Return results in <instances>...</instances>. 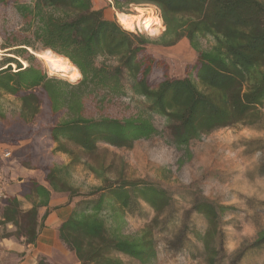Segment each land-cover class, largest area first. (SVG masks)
<instances>
[{
	"label": "trees",
	"instance_id": "trees-1",
	"mask_svg": "<svg viewBox=\"0 0 264 264\" xmlns=\"http://www.w3.org/2000/svg\"><path fill=\"white\" fill-rule=\"evenodd\" d=\"M110 2L122 15H128L123 9L130 6H154L165 30L157 39L129 32L117 19H107L93 0H0V6H10L22 22L21 30L1 46L0 145L13 148L7 160L39 171L48 186L36 178L25 180L19 195L38 203L22 211L15 198L8 199L2 224L11 223L14 236L33 244L38 208L47 207L51 191L65 193L73 210L61 224L59 237L80 264H123L119 255L147 264L156 256L151 228L124 236V211L142 201L160 214L170 203L168 195L153 185L123 179L103 180L100 187L81 195L69 185L70 172L96 157L100 145L129 150L135 142L158 135L149 116L104 115L110 103L126 97L127 84L145 100L147 111L165 120L177 149L255 117L264 108V0ZM182 39L196 53L192 62L177 64L150 50L173 47ZM206 39L212 42L205 48L201 41ZM44 50L68 60L80 80L70 83L49 76L34 55ZM5 97L19 103L13 116L4 110ZM58 154L69 162L53 165ZM86 166L101 177L97 169ZM259 187L240 189L257 194ZM198 207V214L213 226L202 238L196 234L212 263L217 254L211 247L217 211L205 202L194 210ZM109 210L108 224L103 215ZM263 243L264 231L254 245ZM39 264H44L43 258Z\"/></svg>",
	"mask_w": 264,
	"mask_h": 264
},
{
	"label": "rangeland",
	"instance_id": "rangeland-1",
	"mask_svg": "<svg viewBox=\"0 0 264 264\" xmlns=\"http://www.w3.org/2000/svg\"><path fill=\"white\" fill-rule=\"evenodd\" d=\"M93 4L95 8L101 5L105 9L106 18L118 20L110 0H93ZM123 12L139 17L135 30L139 29L151 39H157L165 30L163 24L159 31L145 26L148 18L160 15L154 6H130ZM21 28L22 22L11 7L0 6V59L4 55L1 46L5 38ZM211 42L206 39L201 44L206 48ZM150 50L177 64L196 59L186 39L170 48L153 46ZM36 58L48 73L43 62ZM126 88V97L110 103L104 115L114 118L149 116L158 135L135 142L129 150L100 145L97 156L85 163L101 172V177L91 173L86 164L79 165L70 172V187L82 195L100 187L103 180L123 179L163 190L170 203L160 214L138 201L123 215L121 233L124 236H137L151 228L156 256L147 264H264V243L254 245L258 234L264 231V108L244 124L214 130L192 141L186 149H177L170 141L165 120L147 111L145 100L129 91L128 84ZM3 103L10 116L19 109V103L12 98H3ZM12 150L10 147L5 152L11 154ZM52 162L63 166L69 158L58 154ZM23 169L26 171L19 175L23 179L29 178L24 176L28 171H34L31 176H42L39 171ZM256 184L260 185L257 194L240 189V186ZM204 202L217 211L216 233L211 244L217 254L212 263L208 262L210 255L202 239L196 238V234L202 238L213 229L198 214L200 208L194 210L195 205ZM111 216V210L103 215L108 224ZM117 257L123 264H141L125 256Z\"/></svg>",
	"mask_w": 264,
	"mask_h": 264
},
{
	"label": "crops",
	"instance_id": "crops-1",
	"mask_svg": "<svg viewBox=\"0 0 264 264\" xmlns=\"http://www.w3.org/2000/svg\"><path fill=\"white\" fill-rule=\"evenodd\" d=\"M96 9H103L106 15L101 5ZM7 150V146L0 145V264H39L41 258L44 259V264H80L59 237L61 224L73 210V203H69L67 194L51 191L47 207L38 208L39 227L33 244H27L23 237L14 236L16 229L11 223L2 224L8 199L15 198L22 211H28L38 203L33 197L26 200L19 195L21 184L27 180L19 175L26 169L17 161L4 158L3 154ZM31 172L34 173L28 171L24 176L36 178L48 188L43 182V176H31Z\"/></svg>",
	"mask_w": 264,
	"mask_h": 264
},
{
	"label": "bare ground",
	"instance_id": "bare-ground-1",
	"mask_svg": "<svg viewBox=\"0 0 264 264\" xmlns=\"http://www.w3.org/2000/svg\"><path fill=\"white\" fill-rule=\"evenodd\" d=\"M117 18L120 24L129 31L135 30L137 27L136 23L140 19L134 15H122L120 13H117ZM145 26L147 29L159 31L162 26V21L158 16H154L146 20ZM34 55L43 62L49 75L59 77L70 83H77L80 80L81 76L78 70L65 58H62L49 50L39 51ZM23 64L26 65L25 63Z\"/></svg>",
	"mask_w": 264,
	"mask_h": 264
},
{
	"label": "built area",
	"instance_id": "built-area-1",
	"mask_svg": "<svg viewBox=\"0 0 264 264\" xmlns=\"http://www.w3.org/2000/svg\"><path fill=\"white\" fill-rule=\"evenodd\" d=\"M136 31H138L139 33H143V32H141L139 29H137V30H133L134 33H135ZM3 156H4V158H9V157H10V153H9V152H5Z\"/></svg>",
	"mask_w": 264,
	"mask_h": 264
}]
</instances>
